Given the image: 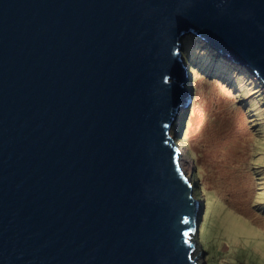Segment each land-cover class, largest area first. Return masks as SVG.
Masks as SVG:
<instances>
[{"label":"water","instance_id":"1","mask_svg":"<svg viewBox=\"0 0 264 264\" xmlns=\"http://www.w3.org/2000/svg\"><path fill=\"white\" fill-rule=\"evenodd\" d=\"M189 34L264 88V0H0V264H197Z\"/></svg>","mask_w":264,"mask_h":264},{"label":"rangeland","instance_id":"2","mask_svg":"<svg viewBox=\"0 0 264 264\" xmlns=\"http://www.w3.org/2000/svg\"><path fill=\"white\" fill-rule=\"evenodd\" d=\"M212 66L189 68L178 144L201 209L194 257L264 264V88L211 74Z\"/></svg>","mask_w":264,"mask_h":264},{"label":"trees","instance_id":"3","mask_svg":"<svg viewBox=\"0 0 264 264\" xmlns=\"http://www.w3.org/2000/svg\"><path fill=\"white\" fill-rule=\"evenodd\" d=\"M199 43L198 42H195L193 41L190 36L188 37H185L184 40H183V47H184V50L186 51V53H188V55L190 56H193V65H196L197 66H200V67H197L199 68V70L201 71V65L208 62L209 61V58H211L210 60V65H213L212 68H213V72L214 74H218V76L222 77L224 76V78H228V79H234V77H247L248 80H250L251 85L252 86H255V85H261L257 80H255L254 77H252L251 74H249V72L242 68L241 66H237L235 64H231L229 61L225 60V59H221V58H217L214 57L213 55L211 56V52L209 51L208 48H201L199 47ZM197 50V52H196ZM201 54L206 57V59L204 58H200V57H196L197 55L194 54V53H197V54ZM192 66V65H191ZM190 68V67H189ZM195 70V69H194ZM223 82V81H222ZM228 84V83H226ZM232 85V88L235 87V84H231ZM262 88V87H260ZM263 89V88H262ZM253 90V89H251ZM184 115V114H183ZM183 121H184V117L181 116V119H180V123L181 125L179 126L178 130L175 131V139L177 140L178 143L179 142V138H180V133L182 132V127H183ZM174 131V130H173Z\"/></svg>","mask_w":264,"mask_h":264},{"label":"clouds","instance_id":"4","mask_svg":"<svg viewBox=\"0 0 264 264\" xmlns=\"http://www.w3.org/2000/svg\"><path fill=\"white\" fill-rule=\"evenodd\" d=\"M188 35H185V37H187ZM189 36H190V38L193 40V41H195V42H198L200 45H199V47H201V48H208L209 49V51L211 52V54L214 56V57H216V59L217 58H223V59H225V60H227V61H229L231 64H235V65H237V66H241L240 64H237V63H235L231 58H229V57H227V56H221L220 54H217L216 53V51L211 47H208L207 45H205L202 41H197L196 39H195V37L192 35V34H189ZM188 36V37H189ZM185 37H183L182 39H181V47L183 48L182 49V55H183V58H185V62H184V65H185V69H187V77L189 78V74H190V70L191 69H189V67L192 65L193 67H196V65H193V56H190V55H188V53H186V51L184 50V47H183V40H184V38ZM196 52H197V50H196ZM194 54H196L197 56L196 57H202V58H204V59H206V57H204L202 54H201V52H200V54H197V53H194ZM210 54V55H211ZM211 55V56H212ZM210 60H211V58H209V61H208V64L210 65ZM205 64L206 63H204V64H202L201 65V67H204L205 68ZM197 67H200V66H197ZM196 67V68H197ZM242 68H244V69H246L247 70V68L246 67H243V66H241ZM206 70H207V68H205ZM198 71H200L199 70V68H198ZM211 74H212V72H213V69L212 70H210L209 71ZM250 74V73H249ZM253 77V76H252ZM188 78L186 79L187 80V83L186 84H184L183 83V85H182V87L187 91V92H189L187 89H186V85L187 84H189V81H188ZM255 78V77H254ZM255 80H257V79H255ZM258 81V80H257ZM259 82V81H258ZM261 84V83H260ZM190 96V95H189ZM186 106H187V103L185 104V107L183 108V110L181 111L182 113H181V116H183V114H185V108H186ZM181 116L178 118L179 120H178V127L181 125V123H180V119H181ZM171 132H173L172 130H171ZM176 135V134H175ZM175 135H172V137H173V141H174V144L176 145V142H177V140L175 139ZM179 143L177 142V148H178V150L180 149V147H179V145H178ZM180 154H181V151H179V158H180ZM186 176L189 178V183H190V186L192 187V179L189 177V175H188V173H187V171H186ZM193 191H194V188H193ZM194 198V197H193ZM195 199V198H194ZM195 200H198V199H195Z\"/></svg>","mask_w":264,"mask_h":264},{"label":"bare ground","instance_id":"5","mask_svg":"<svg viewBox=\"0 0 264 264\" xmlns=\"http://www.w3.org/2000/svg\"><path fill=\"white\" fill-rule=\"evenodd\" d=\"M213 48V47H212ZM215 50V49H214ZM216 51V50H215ZM181 74H182V79H185L184 77H183V72H181ZM181 82H184V80H182ZM186 82V81H185ZM188 95V94H187ZM187 95H186V98H187ZM189 97V96H188ZM186 98H185V101H186ZM176 145H177V142H176ZM180 147V146H179ZM179 151H181L180 149H179ZM183 152V151H182ZM181 152V153H182ZM184 154L182 153V154H180V159H179V161H180V167H182V169H183V171H187V168H186V170H185V166H184V156H183ZM183 160H182V159ZM183 164V165H182ZM186 173V172H185Z\"/></svg>","mask_w":264,"mask_h":264}]
</instances>
